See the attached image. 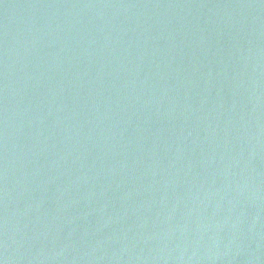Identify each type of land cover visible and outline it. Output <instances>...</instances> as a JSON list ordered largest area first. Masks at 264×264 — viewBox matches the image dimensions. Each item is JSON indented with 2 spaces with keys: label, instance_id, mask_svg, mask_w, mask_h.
Returning <instances> with one entry per match:
<instances>
[{
  "label": "water",
  "instance_id": "1",
  "mask_svg": "<svg viewBox=\"0 0 264 264\" xmlns=\"http://www.w3.org/2000/svg\"><path fill=\"white\" fill-rule=\"evenodd\" d=\"M0 264H264V0H0Z\"/></svg>",
  "mask_w": 264,
  "mask_h": 264
}]
</instances>
